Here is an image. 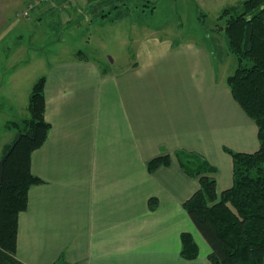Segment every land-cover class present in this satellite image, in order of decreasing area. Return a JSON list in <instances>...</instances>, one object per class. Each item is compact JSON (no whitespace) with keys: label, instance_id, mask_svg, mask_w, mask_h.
<instances>
[{"label":"crops","instance_id":"1","mask_svg":"<svg viewBox=\"0 0 264 264\" xmlns=\"http://www.w3.org/2000/svg\"><path fill=\"white\" fill-rule=\"evenodd\" d=\"M178 7L177 0H0L4 71V60L34 51V24L48 27L39 46L61 29L104 24L118 31L108 38L123 45L126 60L116 66L79 49L48 64L51 128L31 160L45 182L30 189L19 216L16 256L24 264H212V249L184 206L200 179L185 171L182 155L215 167L209 175L221 193L234 184L225 148L253 153L261 144L256 122L227 83L230 68L218 74L214 38L186 27ZM7 86L3 78L0 102L13 107ZM10 115L1 110L0 123L16 135ZM162 155L171 164L149 172ZM184 232L199 246L194 259L182 253Z\"/></svg>","mask_w":264,"mask_h":264},{"label":"trees","instance_id":"2","mask_svg":"<svg viewBox=\"0 0 264 264\" xmlns=\"http://www.w3.org/2000/svg\"><path fill=\"white\" fill-rule=\"evenodd\" d=\"M220 19H225L229 50L239 62L227 83L256 122L261 146L253 153L225 148L234 160V184L221 193L216 178L209 175L216 168L184 153L183 168L200 179V188L184 206L212 249V264H264V0L227 7ZM45 85L46 76L34 83L30 115L14 122L17 136L4 145L0 157V264H24L16 256L19 216L28 209L30 189L45 182L31 169L32 154L44 145L51 128L45 117ZM170 164V155L158 156L150 161L149 172ZM182 241L184 257L196 258L199 246L193 235L184 232ZM54 264L67 263L61 258Z\"/></svg>","mask_w":264,"mask_h":264},{"label":"rangeland","instance_id":"3","mask_svg":"<svg viewBox=\"0 0 264 264\" xmlns=\"http://www.w3.org/2000/svg\"><path fill=\"white\" fill-rule=\"evenodd\" d=\"M169 1L172 2V0ZM177 1L178 5H180L178 9L180 8V14L183 16L182 21L185 26L190 27L191 29L195 26H200V29H203V32L208 34L209 41L211 38H214V40L212 39V42L220 53V57H218V65L220 66V68L218 67L219 76L222 77L224 75V67L230 68L229 73L232 74L239 64L238 56L229 50L227 36L223 29L225 19H220V15L225 8L239 7L244 0ZM196 8L198 9L200 20L194 16ZM235 11H237V9ZM174 12L175 11L173 10L172 14ZM90 14L91 13L89 12L87 13V15ZM120 26L121 23L118 24V27L121 29ZM46 27L47 25L36 26L34 24L33 52L25 49L24 53H20L21 55H13L10 59L4 60V64L8 61L6 71H4L1 64L3 69H0V81L5 78L6 83L11 85L10 88L9 86H7V88L10 89V92L13 94L14 101H9L13 104V107H11V104L9 106L6 101L0 102V109L6 113H10L11 120L17 123H20L22 120L29 117L28 106L30 90L32 89L33 84L41 76H45L48 64L56 62L57 60H67L70 57H73L79 49H82L85 53L89 54V56L101 59L105 63L111 62L110 58H112L116 60V66L120 65L119 62L126 61L120 54L123 45L108 38L111 31L116 34L118 32L117 30H112L109 26L100 23L97 25L85 23L79 27H68L59 30L60 32H58L53 38L54 41L49 42L48 39H45L46 41H44V43L40 42L42 43V46H39L37 45L39 43V38L42 35L46 36V33H48V27ZM195 33L197 34L196 31ZM190 34H194L193 30H191ZM124 35H126V32L120 33L121 37H124ZM185 35L188 34L186 33ZM224 63H226V65H223ZM13 70L17 72L15 76L10 75ZM9 133L12 134L9 135ZM16 136L17 135L12 131L5 132L3 130V124L0 123V147L4 145V143L12 142ZM0 151L3 152V148Z\"/></svg>","mask_w":264,"mask_h":264},{"label":"built area","instance_id":"4","mask_svg":"<svg viewBox=\"0 0 264 264\" xmlns=\"http://www.w3.org/2000/svg\"><path fill=\"white\" fill-rule=\"evenodd\" d=\"M46 1H48V0H46ZM27 14H28V11L25 12V15H27Z\"/></svg>","mask_w":264,"mask_h":264}]
</instances>
